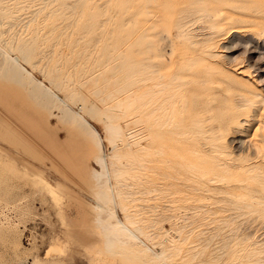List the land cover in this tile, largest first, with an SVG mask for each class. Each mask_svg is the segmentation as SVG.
I'll use <instances>...</instances> for the list:
<instances>
[{"label": "rangeland", "instance_id": "1", "mask_svg": "<svg viewBox=\"0 0 264 264\" xmlns=\"http://www.w3.org/2000/svg\"><path fill=\"white\" fill-rule=\"evenodd\" d=\"M154 24L169 28L174 40L176 63L166 69H173L182 91L192 90L194 105L203 107L185 122L197 123V135L205 131L218 144L207 154L213 171L204 177L188 164L205 166L198 156L206 147L188 141L181 117L152 128L161 174L127 165L132 150L122 151L125 164L116 180L124 183L116 212L123 221L125 215L135 216L137 227L149 233L142 240L154 252H161L168 238L163 257L137 253L134 247H144L140 241L134 247L107 244L93 209L96 186L89 173L99 166L85 156L83 129L62 120L58 102L50 113L39 112V106L33 112L27 88L0 76V103L30 108L37 127L33 137L40 139L25 144L32 149L19 141L18 155L30 164L25 166L5 154L3 148L13 149L7 143L15 140L0 133V264H264V0H0V42L18 55L19 39L25 40L31 53L23 64L61 98L83 90L106 109L121 104L112 121L127 126L139 156L150 138L145 118L128 105L133 89L145 87L143 82L134 87L132 53L138 39L137 58L159 62L151 55L158 51ZM88 119L105 137L101 145L109 152L106 124ZM116 140L122 148L123 140ZM43 179L61 186V198ZM56 243L62 250L46 257Z\"/></svg>", "mask_w": 264, "mask_h": 264}, {"label": "bare ground", "instance_id": "2", "mask_svg": "<svg viewBox=\"0 0 264 264\" xmlns=\"http://www.w3.org/2000/svg\"><path fill=\"white\" fill-rule=\"evenodd\" d=\"M2 24H3V22H2ZM11 24H13V23H11ZM154 29H156V32L152 35V38H154L156 40V43H157L156 47H157L158 51H156V50L152 51L151 55L159 56L160 57L159 62L158 63L153 62L150 58H149L150 60H148L147 59L148 57L146 58V60L144 58L143 59L137 58L136 54L138 51V48H137L138 45H137L136 41L138 39L134 40L135 41L134 42L135 48H134L133 52L135 54L132 53V55H134L133 74H132V78L135 82L134 87H136V84L138 82H143L145 87L143 89L141 87V90L136 89V88H134V89L132 88L133 91L131 93V100H130L128 105H130V108L133 111L132 113L141 114V116H143L145 118V121L147 122L148 127H149V134L147 133V135H149V138H150V139L148 138L150 140L148 145L143 146L145 148L147 147L146 148L147 151H145V152L143 151V154L141 156H139V151L141 149H136V150L133 149V146H132L133 142L130 141V138L133 137V135H129L131 132H129V130L127 129V126L121 125V124H118V123H115L112 121V119H113L112 116L115 113L113 115H111V113H113L114 110L119 107V105L122 106L121 104H118V102H116L117 103L116 106L106 109L99 103V101L95 100L96 97L94 98L91 95L92 93L89 94L83 90L78 92V93H76L75 90L69 91L70 93L67 92V93H69V95L67 94L69 98L66 97L67 95L65 96V98H67V99L61 98L60 96L57 95V93L54 92L53 88H51L49 85L45 84L42 80H39L38 78H36L32 74L31 70L25 66L26 64L25 65L23 64L24 61L28 60L30 53H31L30 52V46L25 40H21V38L19 39L20 41L18 40L19 41V43L17 45V50L19 52L18 55L16 53L12 54L13 52L10 51L9 47L4 42H0V76L7 77L8 79L14 81L12 83L16 82L17 84H20V85L27 88V90L29 92V93L27 92L28 97H30L31 98L30 100H33L35 105H36V106H34L35 108H34L33 112L34 111L38 112V111H36V108H37V106H39L40 107L39 112L43 113L42 110L46 109V110H49V113H50V109H52V107L55 105V102H58L57 108L63 110V113H61L62 114V116H61L62 120L65 121L67 124H69L71 127H75L77 129L79 128V130L83 129L85 134H83L82 145H83V147H85V150H84L85 156L87 158L94 159L96 164H98V166H99V168H95L92 166L89 173H90V176L92 175V177L94 178V184L96 186L94 188V191H93L94 195H95V199H96V204L93 205V209H95L97 211V217L96 218H97L98 223L100 224L99 226H101L104 229L105 235L107 237L106 239L108 241L107 244L108 243L110 244L113 241H116V242L118 241L120 243H128L132 247H134V245H136L138 243V241H140V242H143L144 247H136V248L134 247L133 248L139 254H143V252H146V251H153L155 249H152L148 244H146L144 242V240H142L143 238H141V237L147 238L149 236L148 235L149 233L147 234L140 227H137L138 224H136V223L138 222V220L135 219V216L125 215L128 220L123 221L122 218L119 217L117 212H116L117 204L119 203V201H117V199L121 196L122 191H123L122 190L123 185L120 188V184L124 183L122 180H116V175L120 172L121 169H123V164L126 163L128 165V164L133 163L135 166V164L137 163L142 168L143 167L145 169L148 168L146 171H148L150 169V170H152V172L154 174H157V175L161 174L160 171L162 169V166L158 162L162 161V159H161V157H159V154H160L159 150L157 148H154L155 144L158 143V137H156L155 132L152 131V128L155 125H159L160 127L166 126V125L171 124L172 122H174L176 120H181V118H182V122H184V126L186 128L183 131V133L189 134V136H190L188 141H193V145L196 148L206 147V151L201 152L198 156V159L200 160V162H203L204 163L203 165H205V166L201 167V166H198V165L192 164V163L188 164V166H190V168L193 171L196 170L199 173L200 177L207 176L208 174H210V172L213 171L212 167L207 164V163H209L207 161L210 159L209 155H207V154L214 153L215 149L218 146V144L216 142V140H217L216 136H213L212 134L207 135L205 133V131H200L202 133H200V136H199V135H197V130H195L196 128L194 129V127L197 126V123L189 124V123L185 122L186 119L188 117L190 118V116L193 115L194 112L203 111V107H199V104L194 105L196 103L193 100L192 90H187V89L185 90L184 89V91H182L180 89L181 83L178 82L177 76L175 75V72L173 71V69L170 71H168V69H166L168 66H171L173 64L175 65V63H176L175 59H174V56H176V55H174V53H175L174 52V40L172 39V36H171V30L169 28H166V27H161L159 24H154ZM197 29H196V31H197ZM204 30H205V27H204ZM130 34H131V32H130ZM12 42H13V40H12ZM145 49H147V47H145ZM191 51H192V49H191ZM187 52H188V50H187ZM82 53H84V52H82ZM198 54H196V56ZM81 56H82V54H81ZM189 56H192V55H189ZM198 56H200V55H198ZM51 58H52V56H51ZM204 58H205V56H204ZM38 59H40V58H38ZM22 60H23V62H22ZM154 61H155V59H154ZM183 61H186V60H183ZM35 62H34V64H35ZM37 63L39 64V62H37ZM46 63H49V61L47 60ZM32 67H34V66H32ZM45 67H46V64H45ZM31 69L33 70L34 68H31ZM38 69H39V67H38ZM50 69H51V66H50ZM87 70H89V69H87ZM43 71L45 73V68ZM55 71H57V70H55ZM90 71H92V70H90ZM79 72H80V70H79ZM53 73H54V70H53ZM57 75H58V73H57ZM73 75H74V73H73ZM51 79L53 80V82L55 81L54 77ZM77 81H79V79ZM57 85H59V84H57ZM80 85H82V84H80ZM141 85H142V83H141ZM24 87L22 89H24ZM79 87L81 88V86H79ZM55 88H57V87H55ZM137 88H138V86H137ZM59 90H61V89L59 88ZM130 91L131 90H129V92ZM91 92H92V90H91ZM0 96H1V94H0ZM71 101L74 102V104L75 103L77 104V106L79 107L78 111H75L71 107V106H73L71 104ZM14 104L10 101H7V100H4V101L2 100V103H0V127H1L0 130L1 129L3 130V131L1 130L0 133H2V132L4 133V134H1V135H3L4 139H6V138L10 139L8 137V135L12 136L10 142L12 141V139L15 140L14 141L15 143H16V141H18V143H16L17 145L14 144V142H13V144L7 143L13 149L9 148L8 146H7L8 148H3L6 152L5 154L10 155L11 157L20 158L18 155L19 151L17 150L18 149L17 146H19L20 143H23L25 145L26 143L27 144L31 143V142L33 143V140H35V139H36V141H38L40 139L38 138V140H37L36 136L33 137L34 136L33 134H35V132H37V127H36V124L34 122L36 120V118L33 115V113L31 111H29L30 108H29V110H25L24 108H22V106H16ZM70 104H71V106H70ZM128 105H126V109H127ZM43 114H45V113H43ZM41 117H42V115H41ZM50 117L51 116H48L46 118V125L47 126L48 125L50 126ZM129 117H128V119H129ZM179 117H181V118L179 119ZM258 117H259V115H258ZM88 118L95 119V120H101V122H104L106 124V126H107L106 140L111 145V150L109 152H107L105 149H103L104 145H103V147L101 145V142L105 137L104 138L102 137V135L98 132L96 127L91 123V121ZM136 119H138V118H136ZM140 119H138V120H140ZM206 122H208V120ZM135 123H137V121ZM259 128H262V127L259 125ZM135 129H137V128H135ZM143 135H141V136H143ZM33 138H35V139H33ZM117 138H121V140H123V143H122L123 147L122 148H120L118 146V143L116 140ZM138 140H140V139H138ZM19 141H21V142L19 143ZM36 141H35V143L38 144ZM144 141H146V140H144ZM38 142H40V141H38ZM138 142H140V141H138ZM138 142H136V143L138 144ZM260 143H261V141H260ZM23 144H21V145L24 146ZM241 145H242V142H241ZM29 146H31V145L29 144ZM25 147H27V149H28V148H31L32 146L28 147V145H25ZM33 147H34V145H33ZM261 147H264V146L261 145ZM126 149H129L132 151L127 158L128 160L124 163L123 162L124 156L122 154V151L126 150ZM19 150H20V148H19ZM54 151L55 150H53V153H54ZM250 152H251V150H250ZM258 152H255V153L257 154ZM245 153H247V152H245ZM250 155L251 154H249V156ZM161 156H163V155H161ZM86 157H85V159H86ZM107 157H109V160L107 159ZM246 157H248V156L246 155ZM240 159H242V158H240ZM19 160H21L20 162L23 163L25 166H30V164L27 161H24V159L20 158ZM30 162H31V160H30ZM86 163H88V162H86ZM238 169H240V168H238ZM253 170H255V169H253ZM253 170H252V172H253ZM223 171H225V170H223ZM163 175H164L163 176L164 178H165V176H167L165 174H163ZM160 176H162V175H160ZM114 178H115V181H113ZM190 179H191V177H190ZM43 181L45 183V186H47L49 188L51 194L54 197L58 196L61 198V195H60L61 192L60 191H62V189H61L60 185H54L50 181H48L47 179H43ZM120 181H122V182H120ZM166 188H169V187L167 186ZM146 189H148V188H146ZM130 191L132 192V190H130ZM151 193H153V192L151 191ZM124 195H122V196H124ZM126 208H127V206H126ZM126 211H127V209H126ZM133 224H136V226ZM150 234L152 235V233H150ZM148 241H149V239H148ZM147 243H149V242H147ZM168 243H170V242L168 241V238H167L163 242V247L161 249L162 250L161 252H159V251L154 252L153 251L156 254V257L161 258L162 254H164V250H166V246L169 245ZM61 250L62 249H61V246L59 244H57V243L51 244V246L46 250L45 256L47 257L48 255H50L52 251H61ZM166 256H168V255H166ZM163 259H165V258H163ZM165 263L166 264H172L168 261H165Z\"/></svg>", "mask_w": 264, "mask_h": 264}]
</instances>
